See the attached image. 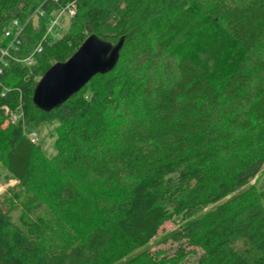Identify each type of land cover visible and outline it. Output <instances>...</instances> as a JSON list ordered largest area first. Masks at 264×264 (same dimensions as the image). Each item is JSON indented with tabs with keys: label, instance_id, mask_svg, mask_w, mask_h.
<instances>
[{
	"label": "trees",
	"instance_id": "16d2710c",
	"mask_svg": "<svg viewBox=\"0 0 264 264\" xmlns=\"http://www.w3.org/2000/svg\"><path fill=\"white\" fill-rule=\"evenodd\" d=\"M69 1L0 0V119L20 115L0 131L17 182L0 196V264H161L147 246L168 221L200 251L195 264H264V188L242 190L264 161V59H250L264 0H117L112 35L100 33L97 0H73L67 31L45 37ZM92 34L123 40L115 67L58 108H36L39 78ZM227 100L249 106L237 136L212 119ZM45 123L51 157L26 131ZM80 171L108 189L82 223L68 218Z\"/></svg>",
	"mask_w": 264,
	"mask_h": 264
},
{
	"label": "rangeland",
	"instance_id": "374dc122",
	"mask_svg": "<svg viewBox=\"0 0 264 264\" xmlns=\"http://www.w3.org/2000/svg\"><path fill=\"white\" fill-rule=\"evenodd\" d=\"M97 6L102 10V15L100 18V33L102 35H112L114 33L113 25L121 15V5L117 0H97ZM32 19H34L33 22L36 21L34 15ZM71 19L72 17L65 18L62 21V29L59 31L60 33L56 38L60 37L65 31H67ZM259 44H261V46H259V48L250 56V59L253 61L257 59H264V38L261 39ZM246 71H251L250 63H248ZM254 85L255 83L252 82L251 87L254 88ZM245 94H251V91L248 89ZM248 107V103H245V100L240 104L237 101H223L217 107L212 119L217 123L220 132L229 133L231 136H237L240 132L238 122L248 116ZM9 125L10 120L7 116H4L0 119V131H6ZM147 128V123H144L141 126V129L143 130ZM52 129L53 126L47 123L38 127L26 128L28 133H36L38 137L36 143H39L42 152L47 157H51L54 154V137L51 135ZM2 137L3 134L0 133V152ZM239 142H245V138L241 137ZM7 176V172L0 159V196L6 191V189L15 186L17 183L15 180H12ZM76 181L79 187L80 196L74 215H70L68 218L72 221L82 223L83 221H89L94 218L96 215V207L98 204H102V202L106 200L108 189L101 181L96 178H91L84 171H80L78 173ZM252 186H255L254 188L257 191L264 188V161L258 175L247 185H245L242 190ZM231 196L232 195H228L223 200H220L218 203L214 204L215 207L229 199ZM85 223L87 225V222ZM180 224L181 223L178 221H168L164 223L159 229L157 236L147 246V250L156 259H158L161 264H195L197 258L201 254L198 249H195V253H190L189 250L192 249H186V247H184L182 244L183 239L181 238V234H179L180 231L178 229ZM180 247L183 249V255H179L178 253Z\"/></svg>",
	"mask_w": 264,
	"mask_h": 264
},
{
	"label": "water",
	"instance_id": "95a60500",
	"mask_svg": "<svg viewBox=\"0 0 264 264\" xmlns=\"http://www.w3.org/2000/svg\"><path fill=\"white\" fill-rule=\"evenodd\" d=\"M123 40L116 44L88 36L65 61L53 64L36 83L32 103L43 112L58 108L95 75L110 72L118 62Z\"/></svg>",
	"mask_w": 264,
	"mask_h": 264
},
{
	"label": "built area",
	"instance_id": "2783aa9c",
	"mask_svg": "<svg viewBox=\"0 0 264 264\" xmlns=\"http://www.w3.org/2000/svg\"><path fill=\"white\" fill-rule=\"evenodd\" d=\"M41 14V11L39 12ZM76 14V3L75 1H69L63 7L59 8L56 11H53L51 18L48 20L46 28H45V37L46 36H53L57 37L59 35V31L62 29L61 23L65 18H73ZM14 25H17V22L14 21ZM37 51L40 50V47L36 49ZM31 59H27V63H31ZM20 118L19 114H12L8 119L10 123H15ZM28 137L32 143L37 142L38 137L36 133H28Z\"/></svg>",
	"mask_w": 264,
	"mask_h": 264
}]
</instances>
